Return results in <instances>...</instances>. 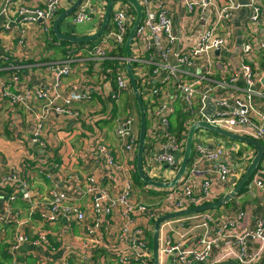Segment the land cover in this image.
Returning <instances> with one entry per match:
<instances>
[{
	"label": "built area",
	"instance_id": "built-area-1",
	"mask_svg": "<svg viewBox=\"0 0 264 264\" xmlns=\"http://www.w3.org/2000/svg\"><path fill=\"white\" fill-rule=\"evenodd\" d=\"M31 1L0 0V18L5 19L0 24V29L18 28L22 23H38L42 33L46 34L47 41L56 40L53 24L60 13L62 0H44L43 6ZM138 1L143 16L132 42L130 60L146 106L147 133L152 138L150 144H160L150 154L152 160L149 169L145 168L149 176L163 181L174 177L185 151L188 131L197 121L256 139L264 146V66L260 70L256 68L259 57L264 60V0H249L247 5H242L238 0H183L188 15L200 13L201 18L205 19L197 43L186 50H174L179 36L166 0ZM107 2L108 0H81L73 12V20L76 23H86L97 19L94 27L97 31L102 24ZM244 7L252 11L250 23L254 24V28L250 33L244 34L239 68L230 76L223 74L216 79L217 62L214 54L217 51V54L227 52L232 48L233 31L227 29V25L233 20L235 13ZM136 16L135 8L128 1L115 0L109 23L100 39L93 44H85L82 48L86 55L82 60L100 63L110 61L112 64L108 73L117 89L108 90L105 94V100L111 106L112 101H117L122 92L132 91L126 69L125 43ZM9 60L8 54L0 49V69L6 63L14 68L13 62ZM47 70L52 71L51 89L26 86L19 92H13L8 85L18 83L19 74H12L10 82L8 81L10 84L0 79L1 98L21 105H27L31 100L42 102L33 140L43 147L47 145L41 138L45 121L61 115L80 118L81 112L74 103L90 102L93 99L87 84L91 80L90 68L84 61L78 63L74 55L68 53L63 61L49 63ZM69 76L77 79L71 83L69 91L63 92V79ZM240 79L242 85L239 84ZM227 87L235 88L237 93L225 96L216 92ZM209 100L215 104V109L207 115ZM179 108L182 110L181 117L177 116ZM172 118L176 121L174 130L171 128ZM85 119L91 120L92 115L85 116ZM134 122L135 118L129 116L116 129L118 140L130 153H137L139 144L138 133L132 127ZM181 125L182 130L179 131ZM205 129L208 130L200 127L195 132L186 174L176 186L163 189L166 193L158 204H146L134 197L132 172L137 171L136 167L129 168L128 164L120 162L110 145L99 142L97 150L111 171L100 179L90 175L84 182L78 174H69L65 180L68 185L66 190L54 187L41 198L45 207L41 215L47 221L59 220L65 216L72 222L83 225V244L79 249L73 248L69 255L84 261L91 260L92 250L103 242L104 225L116 217L120 220L119 225L114 226L110 232L113 234V254L117 261L120 264H153L152 228L149 221H154L161 215L213 202L214 181L227 184L232 178H242L256 155L257 151L252 148L249 153L242 154L246 157L240 156L242 163L234 165L230 161L232 154L229 150L223 146L210 148L207 145L210 144V137L204 132ZM149 150L146 151L145 148L144 154ZM131 159L135 161L134 157ZM204 167L209 175L197 182L194 178ZM151 171L155 172L153 176ZM117 173L125 174V178L120 183V190L113 192L110 185L116 182ZM169 173H173L172 178H166ZM8 188L12 190L5 195V214L19 216L21 211L15 210L19 200L31 204L33 213L37 211V203L35 204L34 194L28 188V182L18 176L15 170L0 178V192L6 193ZM244 190L260 193L264 202V159L236 195L238 204L242 201L241 193ZM75 193L87 196L91 218L87 216V208L75 200ZM31 215L32 213L29 214ZM246 218L245 210L233 213L232 216L226 214L217 230L214 233L204 232L194 246L181 248L180 244H173L171 238H168L165 245H161V251L172 254L174 262L180 264H223L229 261L238 264H264V215H257L252 225L245 223ZM203 220L202 225L211 227V218ZM47 233L38 230L34 235H29L18 225L9 240V249L19 258L23 255L22 247L27 242L52 248ZM17 263L16 261L14 264ZM55 264L65 263L60 261Z\"/></svg>",
	"mask_w": 264,
	"mask_h": 264
},
{
	"label": "crops",
	"instance_id": "crops-1",
	"mask_svg": "<svg viewBox=\"0 0 264 264\" xmlns=\"http://www.w3.org/2000/svg\"><path fill=\"white\" fill-rule=\"evenodd\" d=\"M74 0H62L60 13L68 9ZM239 1V0H238ZM40 6L44 5V0H32ZM166 6L174 18L176 24L178 41L174 50H186L191 45L197 43L200 32L203 29L205 19L199 14H189L186 10L183 0H166ZM75 11V10H74ZM73 16V13H71ZM252 11L246 7L242 8L233 16V20L227 25V29L233 31L231 37L232 48L227 52L215 53L217 62V71L215 78L219 79L223 74L230 76L240 65V54L244 45V34L250 33L254 24L250 23ZM189 17L190 20H189ZM0 18V24L4 21ZM76 22H63L60 24V32L65 35L88 36L93 34L95 29H90L86 33L77 31ZM226 29V28H225ZM54 33V31H53ZM54 36L56 37L55 33ZM46 34L41 31L38 23H22L18 28L8 30L0 29V49L8 54L13 62L14 68L9 64H4L0 69V79L10 84L13 73H18L20 79L18 83L8 85L13 92H19L26 86H36L45 89H51L53 81L52 71L47 70L51 62L63 61L68 53L74 55L76 62L84 61L90 68L89 90L92 92L93 99L90 102H75V107L81 112L80 118H74L66 115L50 118L45 121L42 139L46 147L39 145L33 139L37 127V116L41 111V101L31 100L27 105L12 104L6 98L0 97V178L12 170L28 182V188L34 194L37 211L32 212V205L19 200L16 203L15 210H20L19 216L4 213L5 195L12 190L8 188L6 193L0 192V264H55L63 262L65 264H120L113 252V234L110 232L114 226H118L120 220L113 218L104 225L105 234L103 242L91 252V260L84 261L80 258H74L69 255L73 248L79 249L84 241L83 225L72 222L65 216L59 220H46L41 212L45 208L41 198L45 197L49 190L58 187L67 189L66 177L78 174L80 180L84 182L90 175L97 179L111 169L106 164L97 150L99 142H105L111 146L117 159L129 165V168L136 167L137 153L128 152L125 146L120 142L116 135V129L119 124L127 117L135 118L133 129L140 134V110L133 93V90H126L121 93L117 101H112V106L105 100V94L108 90H116V84L111 80L108 69L109 62L100 63L89 61L82 58L86 56L82 48L85 44L91 43H71L63 40L47 41ZM264 66V60L259 57L257 70ZM77 77L69 76L63 79L61 90L67 92L70 90L71 83L76 81ZM81 78H79L80 80ZM9 81V82H8ZM239 84H243L239 80ZM86 86V85H84ZM82 91V90H81ZM219 95H234L237 93L235 88H224L216 90ZM143 97V96H142ZM144 100V99H143ZM146 100V99H145ZM30 105V106H29ZM29 106V107H28ZM146 107V106H145ZM91 114L92 119H85V116ZM210 137L209 147L223 146L232 154L230 161L236 165L242 163V154L249 153L256 148L245 142L232 140L224 136L213 134L208 131ZM140 138V137H139ZM152 138L146 134V152L143 164L144 168L149 169V163L152 158L151 152L160 147V144H150ZM257 151V150H256ZM256 154V152H255ZM241 156V157H240ZM134 157L135 161L131 158ZM264 159V157H263ZM263 159L261 162H263ZM241 166V165H240ZM134 168L132 169V171ZM155 172L151 171L153 176ZM125 174L117 173V179L111 184V190L117 192L120 190V183L125 178ZM209 175L206 167L195 176L197 182H201ZM135 183L134 197L146 204H158L166 193V190L155 188L143 183L140 188H136L138 183L135 181V175L132 172ZM173 173L167 174L166 178H172ZM241 178H238L237 182ZM232 178L229 183H222L218 180L212 185V201L222 198L229 193L236 185L232 184ZM110 184V182H106ZM140 186V185H138ZM240 204L236 198L232 199L226 205L209 210L208 212H197L183 216L174 217L165 221L160 230V263L161 264H180L173 260L172 254L161 251L168 238H171L173 244H180L181 248H190L194 246L198 238L204 232L214 233L218 226L224 221L226 214L231 216L240 210L247 212L245 223H254L257 215H264V202L262 195L258 192L242 193ZM74 198L78 204L87 208V216L92 217L90 206H88L87 196L81 193H75ZM29 216V214H31ZM210 220V226L202 225L203 219ZM144 222V220H141ZM155 221V220H154ZM153 219L149 221L154 228ZM18 225L22 226V231L34 235L38 230L48 232L51 239L52 248L35 246L27 242L22 247L23 255L17 258L9 249V240L14 234ZM139 264V263H135Z\"/></svg>",
	"mask_w": 264,
	"mask_h": 264
},
{
	"label": "water",
	"instance_id": "water-1",
	"mask_svg": "<svg viewBox=\"0 0 264 264\" xmlns=\"http://www.w3.org/2000/svg\"><path fill=\"white\" fill-rule=\"evenodd\" d=\"M114 1L115 0H108L107 5H106V12H105L102 24L95 33L90 34L88 36L65 35L60 32V24L69 14L74 12V10L78 7L79 3L81 2V0H74L73 4L68 9L58 14L53 24V31L56 37L59 40L68 41V42L75 43V44L76 43H91L97 40L100 37V35L105 31L109 23V20L111 17L112 5ZM126 1H128L135 8L136 13H137L134 25L132 26L129 32L128 38L126 40V43H125V53H126V58H127L126 69H127L130 81H131L133 93L135 95V98L137 100L139 110H140V134H139L140 138H139V144H138V154H137L138 158H137V164H136V169H137L140 179L144 183L150 186H153L155 188H160V189H169V188L176 186L187 172L188 165L190 163V159H191V155L193 151L194 135H195L196 130L200 127L207 128L213 133L224 136L226 138H230L232 140L251 144L257 150L256 155L250 162L243 177L238 182H237V179L233 180L232 183L235 184L236 186L229 193L225 194L222 198L216 201H213V202L205 203L200 206H195V207L183 209L180 211L172 212L169 214L161 215L155 220L153 234H152L153 264H160V230H161L162 224L165 221L172 219L174 217L216 209V208H219L231 202L232 199L235 198L236 195L240 192L243 186L249 181V179L254 174L256 169L259 167L264 157V146L260 141L256 139H253V138H250L244 135H240V134L231 132L223 128L214 127L208 124L207 122L197 121L191 125L188 131L187 140L185 144V151H184L182 160L178 166L177 172L175 173L174 177L168 181H163L160 179H153L149 176L148 171L144 168V164H143V159L145 156L144 153H145V144H146V134H147V112H146L145 103L142 97V93L139 89L137 79L134 74L133 65L130 60L132 57V42H133L137 27L142 19L143 10L138 0H126ZM239 2L242 5H247L249 3V0H239ZM216 53H219V51H217ZM263 83H264V80H263ZM208 105L209 107L206 110V114L210 115L211 112L215 109V104L211 100H209ZM210 148H213V147H210ZM178 158H179V155H178ZM223 264H238V263L235 261H229Z\"/></svg>",
	"mask_w": 264,
	"mask_h": 264
},
{
	"label": "rangeland",
	"instance_id": "rangeland-1",
	"mask_svg": "<svg viewBox=\"0 0 264 264\" xmlns=\"http://www.w3.org/2000/svg\"><path fill=\"white\" fill-rule=\"evenodd\" d=\"M63 22H73V16H72V14H69L63 20ZM96 23H97V19H93V20H90L89 22H86V23H77L76 26H75V28L77 27L76 28L77 31L79 33L83 34V33H86L88 30L93 29L95 27ZM111 26H112V24H111ZM99 39H100V37L96 41H98ZM171 122H172V127L171 128H172V130H174V128L176 127V121H175L174 118H172L171 119ZM204 132L205 133H208V130L205 129ZM135 173H134V175H135ZM137 182H138V185H140V186L137 185L136 188L137 187L140 188L143 183L140 180H138Z\"/></svg>",
	"mask_w": 264,
	"mask_h": 264
},
{
	"label": "trees",
	"instance_id": "trees-1",
	"mask_svg": "<svg viewBox=\"0 0 264 264\" xmlns=\"http://www.w3.org/2000/svg\"><path fill=\"white\" fill-rule=\"evenodd\" d=\"M63 43H65V44H68V43H66V42H64L63 41ZM109 64V66H111L112 64L109 62L108 63ZM177 116L178 117H181L182 116V110H180V108L177 110ZM182 130V125L179 127V131H181ZM138 180H140L142 183H144L141 179H140V177H139V175H138V172L136 171V173H135V181L137 182ZM138 183V182H137Z\"/></svg>",
	"mask_w": 264,
	"mask_h": 264
}]
</instances>
